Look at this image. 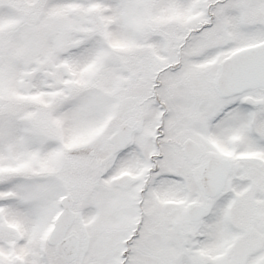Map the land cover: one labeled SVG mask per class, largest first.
<instances>
[{
    "label": "snow or ice",
    "instance_id": "snow-or-ice-1",
    "mask_svg": "<svg viewBox=\"0 0 264 264\" xmlns=\"http://www.w3.org/2000/svg\"><path fill=\"white\" fill-rule=\"evenodd\" d=\"M0 264H264V0H0Z\"/></svg>",
    "mask_w": 264,
    "mask_h": 264
}]
</instances>
